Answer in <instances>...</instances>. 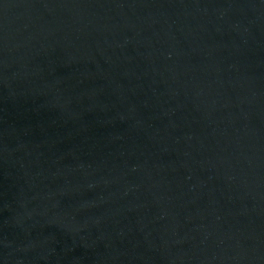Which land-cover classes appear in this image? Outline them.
I'll return each instance as SVG.
<instances>
[{"label":"water","instance_id":"water-1","mask_svg":"<svg viewBox=\"0 0 264 264\" xmlns=\"http://www.w3.org/2000/svg\"><path fill=\"white\" fill-rule=\"evenodd\" d=\"M0 264H264V0H0Z\"/></svg>","mask_w":264,"mask_h":264}]
</instances>
